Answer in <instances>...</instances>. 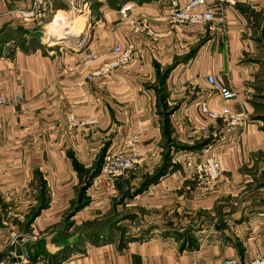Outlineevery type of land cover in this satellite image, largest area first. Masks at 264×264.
<instances>
[{"label": "crops", "instance_id": "crops-1", "mask_svg": "<svg viewBox=\"0 0 264 264\" xmlns=\"http://www.w3.org/2000/svg\"><path fill=\"white\" fill-rule=\"evenodd\" d=\"M41 3L0 0L6 102L0 106V264H219L231 254L240 262L264 254V209L253 215L255 228L238 239L244 247L188 249L183 237L151 224L161 218L180 231L175 225H183L182 215L214 209L234 194L255 157L264 160V0L218 3L214 23L199 29L173 23L170 0ZM124 3L133 4L127 19L118 15ZM63 13L87 38L83 46L40 40L41 30H59ZM141 19L150 35L138 29ZM116 43L133 45L132 60L105 79L76 86L112 58ZM89 54L100 59L89 63ZM209 75L236 92L229 106L242 113L243 127L201 116L204 102L222 107L206 84ZM68 117L93 123L75 125ZM134 138L135 170L110 186L100 169L82 191L104 152L127 148ZM167 152L166 174L122 207L135 215L131 224L139 212L149 217L150 230L128 225V233L111 231L110 212H120L121 192L158 171ZM206 157H216L223 171L210 188L200 187L186 166L188 158L195 164ZM10 234H31L35 241L21 250Z\"/></svg>", "mask_w": 264, "mask_h": 264}, {"label": "built area", "instance_id": "built-area-1", "mask_svg": "<svg viewBox=\"0 0 264 264\" xmlns=\"http://www.w3.org/2000/svg\"><path fill=\"white\" fill-rule=\"evenodd\" d=\"M226 0H170V14L173 23L180 26H189L194 28H204L212 25L216 19V6L218 3ZM42 0H33V5L42 4ZM73 4V0H68ZM133 11L132 3H124L118 9V15L121 19H127ZM138 29L151 34L148 23L145 19L139 21ZM111 59L104 61L98 67L89 71L83 78L76 82V86L84 85L95 79H105L113 73L126 66L134 55V47L132 44L116 43L110 50ZM97 55L89 54L87 61L89 63L99 60ZM206 84L211 87L221 99L222 107L219 111L213 110L207 103H202L200 106V114L203 118L209 121L221 120L225 125L230 127H243L245 121L242 113L235 112L230 108V103L237 96L236 92L231 88L224 86L220 80L213 75L206 77ZM22 97L18 95L16 101L19 102ZM0 93V106L5 104ZM68 121L75 125L91 124L93 121H85L80 123L68 117ZM137 139H133L130 146L124 149H110L102 156L101 162V177L105 183L112 186L117 179L125 176L130 170L134 169L139 163L138 153L136 151ZM186 166L197 184L203 188L212 187L222 176L223 171L216 157H206L200 162H193L190 158L186 160ZM12 243L21 250L25 244L35 241V237L31 234H23L22 236L9 235ZM26 257L22 256L21 261H25ZM27 261V260H26ZM34 264H42L36 262ZM219 264H264V254L254 252L251 258L247 261L240 262L234 257H229L221 261Z\"/></svg>", "mask_w": 264, "mask_h": 264}, {"label": "rangeland", "instance_id": "rangeland-1", "mask_svg": "<svg viewBox=\"0 0 264 264\" xmlns=\"http://www.w3.org/2000/svg\"><path fill=\"white\" fill-rule=\"evenodd\" d=\"M63 15L65 16V19L58 24L60 27L59 30L51 31L46 35L44 34V30H41L39 33L40 40L45 43L49 42V45H54L56 42L60 45L66 46L68 49L74 48L82 42L81 45L83 46L85 43L84 41L87 38L82 35V32L75 29V26L70 23L69 18L64 13ZM50 26H47L46 31H48ZM261 26L262 28L264 27V21ZM260 41L262 42V45H264V34L261 36ZM200 161L201 160H197V162ZM252 162L253 163L250 167L243 170L247 177H244L239 181L232 196L221 197L219 204L210 211L198 212L192 215H182L180 221L183 225H175V229L180 231H175L173 229L172 222H165V219L163 222L161 218L159 220L157 219V221L154 220L151 224L155 223L153 226L165 231L168 229L174 231L173 234L180 239L183 237V243H185L186 248L188 249L199 248L201 250H206L217 244H223L228 248L244 247L242 243L238 245V239L244 240L245 236L255 228L256 224L253 222H255L256 218H254L253 215L264 209V170H260L264 160L255 157ZM133 170L135 169H132L129 172H132ZM135 186L136 187L129 189L128 191L121 190L122 192L118 208L120 209V212H110V219L108 220V222L111 221L109 224V226H111V231H123V233H128L130 230L128 229V225L130 227H139V231L142 230V232L150 230V219L148 217V221H146V217H143V213L139 212L138 215H140V219L135 220L134 224H131L133 221L132 217L135 216L132 214L133 212H122L124 210V208H122L123 205H125V203L133 197L136 191L139 190L138 186L140 185L135 184ZM115 204L117 205V203ZM126 217L129 218L128 222H123L122 227L124 228H122L119 221ZM249 220H251V223L247 225L245 224V228L237 227L243 221L248 222ZM207 255L216 257L218 254L207 253ZM229 257L234 256L233 254L226 256V258Z\"/></svg>", "mask_w": 264, "mask_h": 264}, {"label": "trees", "instance_id": "trees-1", "mask_svg": "<svg viewBox=\"0 0 264 264\" xmlns=\"http://www.w3.org/2000/svg\"><path fill=\"white\" fill-rule=\"evenodd\" d=\"M170 113H171V111H169L166 115L168 116ZM165 130H167V128ZM101 162H102V158H101L100 164L97 165V168L94 170L93 174L89 177V179H87V182L85 183L84 187L82 188V191H84L89 186L90 180L92 179L94 174H96L98 172V170L101 169ZM170 165H171V157H170L169 153L167 152V154L164 157V164L162 165V167L158 171H156L151 177L144 179L138 188L139 190L136 189L137 191L134 195L141 193L148 186L155 184L162 176H164L166 174V172L168 171V167ZM43 208H45V207H42L41 209H43ZM39 213H40L39 211L35 212L32 215L31 220L36 218L39 215Z\"/></svg>", "mask_w": 264, "mask_h": 264}]
</instances>
